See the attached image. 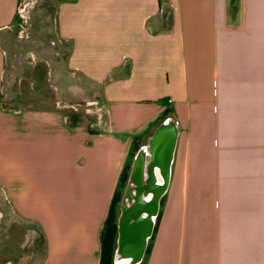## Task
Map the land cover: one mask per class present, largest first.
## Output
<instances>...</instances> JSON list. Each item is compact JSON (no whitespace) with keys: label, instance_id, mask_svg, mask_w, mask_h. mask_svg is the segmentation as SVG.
Listing matches in <instances>:
<instances>
[{"label":"crops","instance_id":"obj_1","mask_svg":"<svg viewBox=\"0 0 264 264\" xmlns=\"http://www.w3.org/2000/svg\"><path fill=\"white\" fill-rule=\"evenodd\" d=\"M14 8L0 0V31ZM56 11L74 76L62 94L86 99L103 82L106 113L94 129L49 103L4 105L0 48L1 197L40 230L39 264H100L134 143L168 116L178 136L140 263L264 264V0H63Z\"/></svg>","mask_w":264,"mask_h":264},{"label":"rangeland","instance_id":"obj_2","mask_svg":"<svg viewBox=\"0 0 264 264\" xmlns=\"http://www.w3.org/2000/svg\"><path fill=\"white\" fill-rule=\"evenodd\" d=\"M1 1H15V5L19 6V12L14 8L17 10L15 12L18 19L0 31L2 35L0 48L5 54L4 66H9L12 75L7 91L12 96L8 94L3 96L4 105L8 106L17 99L23 106L27 107L28 104V108L46 107V103L54 106V101L58 99L64 103L82 104L93 99L103 103L105 99L102 95L103 82H95L98 93L94 96L87 93L86 99L66 100L62 94L64 87L61 86L64 81L74 77L66 75L65 60L70 51V42H65L63 35L60 36L56 29V5L58 1L63 0ZM73 73L78 74V71ZM83 109L81 106V112L76 114L78 115L76 117L91 120V117L86 118ZM69 120L67 117L66 121ZM1 196L0 190V264H39L43 253L40 230L35 228L36 224L33 222L15 215L11 204Z\"/></svg>","mask_w":264,"mask_h":264},{"label":"water","instance_id":"obj_3","mask_svg":"<svg viewBox=\"0 0 264 264\" xmlns=\"http://www.w3.org/2000/svg\"><path fill=\"white\" fill-rule=\"evenodd\" d=\"M178 136L175 120L160 121L135 152L119 201L113 264H139L152 235L160 200L168 187ZM149 196V199H147Z\"/></svg>","mask_w":264,"mask_h":264},{"label":"trees","instance_id":"obj_4","mask_svg":"<svg viewBox=\"0 0 264 264\" xmlns=\"http://www.w3.org/2000/svg\"><path fill=\"white\" fill-rule=\"evenodd\" d=\"M171 112L168 110L166 113H163V117ZM140 141H135L133 150L135 151L139 146ZM130 164L127 163L121 173L120 181H119V188L114 192L112 197V201L110 204V208L108 211V215L105 222L104 233L101 239V254H100V264H113L112 257L114 253L116 235H117V214H118V204L122 195V190L125 186L128 171H129ZM158 220V219H157ZM157 224V223H156ZM156 227V226H155ZM154 227V230H155ZM143 264V263H140Z\"/></svg>","mask_w":264,"mask_h":264},{"label":"built area","instance_id":"obj_5","mask_svg":"<svg viewBox=\"0 0 264 264\" xmlns=\"http://www.w3.org/2000/svg\"><path fill=\"white\" fill-rule=\"evenodd\" d=\"M54 106L57 109H62L65 112V117H70L71 114H78L80 111V107L83 106V113L85 116L91 117V121L89 122V126L91 128L97 129L103 126L104 123V115L106 113V106L104 103H100L97 99L87 100L84 103L80 102H62L61 100L54 101Z\"/></svg>","mask_w":264,"mask_h":264},{"label":"bare ground","instance_id":"obj_6","mask_svg":"<svg viewBox=\"0 0 264 264\" xmlns=\"http://www.w3.org/2000/svg\"><path fill=\"white\" fill-rule=\"evenodd\" d=\"M125 264H127V262H125Z\"/></svg>","mask_w":264,"mask_h":264}]
</instances>
